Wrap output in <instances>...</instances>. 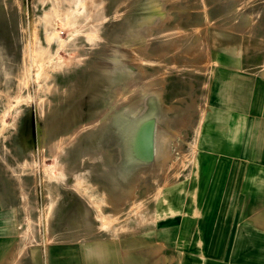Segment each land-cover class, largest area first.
<instances>
[{"label":"rangeland","instance_id":"rangeland-1","mask_svg":"<svg viewBox=\"0 0 264 264\" xmlns=\"http://www.w3.org/2000/svg\"><path fill=\"white\" fill-rule=\"evenodd\" d=\"M263 64L264 0H0V245L23 246L19 264H191V238L264 223V197L240 198L245 187L230 216L201 200L205 167L240 159L208 150V117H237ZM123 114L154 121V151L165 140L116 187L93 138L110 145ZM121 153L116 174L131 162Z\"/></svg>","mask_w":264,"mask_h":264},{"label":"crops","instance_id":"crops-1","mask_svg":"<svg viewBox=\"0 0 264 264\" xmlns=\"http://www.w3.org/2000/svg\"><path fill=\"white\" fill-rule=\"evenodd\" d=\"M258 73L253 86L254 97L244 110L238 112L237 117L232 118V114L227 117L225 114L226 112H223V116L215 115L214 111L212 115L208 117L207 133L213 138L209 146L206 143L209 147L208 150L217 152L220 150H227L229 152L235 151L236 156L240 158L231 161H223V170L217 169L212 171L211 165H208L205 167L207 171L202 172L204 177L208 178V181H206V179L202 180L203 191L201 192V200L224 201L222 203V211L218 209L221 212L219 214L223 217L232 215V213L227 210H230L229 207L233 204V202L231 203L235 197L233 195L235 192L241 191V187H245L242 193L244 195L242 197L240 196V198L244 200L252 199L256 201L262 200L264 197V190L262 188L264 177L261 174L246 175V168L248 166L261 168L264 165V64ZM222 109L225 108L222 107ZM233 135L242 137V140H240L241 143L239 141L236 143V141L232 139ZM259 162H261V164ZM214 172L217 173V179L212 180V173ZM209 179L216 184V187L212 191H209L210 184L212 183L209 182ZM217 184L219 185L217 186ZM217 189H220V191L217 192ZM233 190L235 191L232 192ZM205 203L207 208L203 216L210 217L217 215L216 212L209 211L211 209L210 203ZM262 212L264 213V211H261L258 215H262ZM252 220L257 222L255 224L249 223L248 225H241L239 228L240 233L235 240L231 238H227V240L224 239L227 236L229 237V232L233 230L230 224H224L222 228L223 233L226 234V236L223 234V239H209L204 235L202 239L198 240L191 238L192 241L190 246L193 248V261H191V264H242L244 260L246 264H262V258L264 257V223L260 217L253 218ZM212 226L213 225L207 223H200L196 227H193L192 230L195 233L196 228L197 232L209 233L212 230ZM242 232H244V234H241ZM2 243L3 244L0 245V264H19L23 260V256L20 257L23 246L8 250L5 242ZM202 247L207 248L205 252L207 255L206 257L201 256L200 251ZM221 247L223 249L225 248L226 251L220 253L219 249ZM195 248L199 250L196 251ZM243 249L250 250L248 251L249 254L251 253V256L248 259L246 257L247 251L243 252ZM36 252L35 250L33 253L32 249H29L25 256L27 259L30 258V260L33 261L35 260ZM15 257H20V259L15 261ZM33 262H31V264H34ZM36 264H38V262H36Z\"/></svg>","mask_w":264,"mask_h":264},{"label":"bare ground","instance_id":"bare-ground-1","mask_svg":"<svg viewBox=\"0 0 264 264\" xmlns=\"http://www.w3.org/2000/svg\"><path fill=\"white\" fill-rule=\"evenodd\" d=\"M92 10V9H91ZM160 16V15H159ZM69 19V18H68ZM71 21V20H70ZM67 22V21H66ZM68 24V22H67ZM140 28V27H139ZM80 30V29H79ZM57 35V34H56ZM96 36V35H95ZM94 36V37H95ZM40 61V60H38ZM43 61V60H42ZM40 65V64H38ZM38 68V66H37ZM42 70V68H40V71ZM43 72V70H42ZM158 75V74H157ZM159 76V75H158ZM117 101V100H116ZM122 101V100H121ZM143 102V100H141ZM117 103V102H116ZM131 107V106H130ZM138 107V106H137ZM129 112L131 111L130 109H126L125 113L126 112ZM124 113V114H125ZM123 116H118L117 120L115 121V127L116 129H114V138L112 141H110V145H106L105 143H108V141H103L102 139H99L100 136H99V133H97V135L94 136L93 139H96L98 140V142H96V148L99 149V152H101V154H109L112 158L111 160L113 159V170L110 172V178L111 180L116 183V187H119V185H123V181H126V179H128V176L131 177L132 174H135L137 173L136 172V168L139 166V165H136V161L135 159L137 160L138 157L141 159H148L147 158V155H146V151H145V147L143 145V143H141L140 141L137 140V143L135 144V141H136V138H137V135L139 134V128L142 127L141 124L139 125L138 128H136V123L134 124H131L129 122V120L127 119V115H124ZM123 120H125V122L123 123ZM111 122V121H110ZM148 122V121H147ZM122 125H121V124ZM145 123V122H144ZM114 124V123H113ZM113 124H112V127L113 128ZM143 124V123H142ZM145 126V125H144ZM103 128V127H102ZM101 128V129H102ZM159 129V128H158ZM158 134V133H157ZM97 137V138H96ZM158 138V148L156 151H158V153L161 152V146H160V142L163 140H165V137H163L161 134H159V136H157ZM157 141V140H156ZM110 146L113 147V146H116L117 150L116 152L113 150V152L109 151L110 150ZM112 150V148H111ZM121 151L122 150V153L121 154H125L126 152L129 154V157H128V160H131L130 163L126 164V167L124 170H121L120 172H117V174L115 173V162L116 161V154L118 151ZM156 151H154V154L156 156ZM165 151V150H163ZM163 153V152H162ZM162 157V156H160ZM166 157V156H164ZM164 159V158H163ZM142 161V160H141ZM162 163V162H161ZM149 165V164H148ZM161 166V164L159 165ZM144 166H141L140 168H142ZM129 177V178H130ZM139 177V176H138ZM136 177V178H138ZM135 178V179H136ZM135 182V181H134ZM41 221V220H40ZM40 223V222H39ZM28 248V247H27ZM27 248H24V254L27 252L26 249ZM29 250V249H27ZM36 249H33L32 251H35ZM127 250V249H126ZM92 254V253H91ZM94 254V253H93ZM123 254V253H122ZM99 257V256H98Z\"/></svg>","mask_w":264,"mask_h":264},{"label":"water","instance_id":"water-1","mask_svg":"<svg viewBox=\"0 0 264 264\" xmlns=\"http://www.w3.org/2000/svg\"><path fill=\"white\" fill-rule=\"evenodd\" d=\"M151 124V127L144 126L139 128V134L137 135L135 144L137 143V140L143 143L146 151V155L148 159H138L135 161L139 166H145L147 164H150L152 161L155 159V154H154V139H153V134H154V121H149ZM142 160V161H141Z\"/></svg>","mask_w":264,"mask_h":264}]
</instances>
